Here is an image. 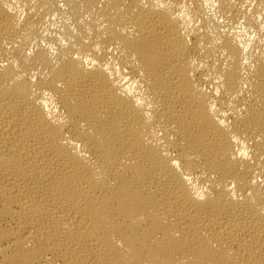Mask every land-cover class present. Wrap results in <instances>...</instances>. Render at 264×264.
<instances>
[{"label": "bare ground", "instance_id": "obj_1", "mask_svg": "<svg viewBox=\"0 0 264 264\" xmlns=\"http://www.w3.org/2000/svg\"><path fill=\"white\" fill-rule=\"evenodd\" d=\"M0 264H264V0H0Z\"/></svg>", "mask_w": 264, "mask_h": 264}]
</instances>
